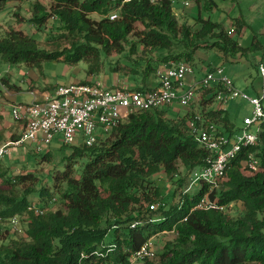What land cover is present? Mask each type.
I'll use <instances>...</instances> for the list:
<instances>
[{
	"label": "trees",
	"instance_id": "16d2710c",
	"mask_svg": "<svg viewBox=\"0 0 264 264\" xmlns=\"http://www.w3.org/2000/svg\"><path fill=\"white\" fill-rule=\"evenodd\" d=\"M16 1L32 8L31 21L39 27L53 19L59 34L56 41L67 44L45 49L33 35L12 28L0 34V64H24L42 71L47 61L75 65L84 60L88 73L95 74L104 58L115 53L127 58L121 68L132 80L143 73L145 86L136 89L149 90L150 76H157L165 63L186 62L203 70L196 56L202 49L231 63L264 52L258 35L246 48L210 18L198 17L200 28L180 23L174 0H133L122 6L116 20L109 17L111 0H49V8L41 0H0V12ZM206 1L207 7L215 5V0ZM138 23L144 28L138 29ZM141 50L148 54L143 59ZM260 62H252L259 75ZM7 77L2 78L4 84L15 88ZM221 89L201 91L198 112L205 125L233 138L241 126L232 121L229 110L207 108ZM193 113L171 116L163 108L138 111L93 146L63 144V166L53 169L48 178L35 172L12 173L0 158V217L10 222L20 216L26 222L24 236L12 235L0 242V264H80L82 253L98 264H130L135 251L163 232L175 237L165 243L158 260L146 259V264H264V123L259 142L243 147L228 163L218 187L195 183L199 190L192 194L188 189L192 172L205 165L210 153L188 125ZM19 137L16 133L11 138ZM52 153L44 152L41 159L51 163ZM251 154L259 159L258 171L248 167ZM162 174L170 183V199L157 182ZM206 195L227 209L241 203L243 211L234 217L220 209L196 208ZM55 204L58 209L52 207ZM153 204L156 209L150 208Z\"/></svg>",
	"mask_w": 264,
	"mask_h": 264
},
{
	"label": "built area",
	"instance_id": "2783aa9c",
	"mask_svg": "<svg viewBox=\"0 0 264 264\" xmlns=\"http://www.w3.org/2000/svg\"><path fill=\"white\" fill-rule=\"evenodd\" d=\"M131 1L133 0H111L113 10L109 15L110 19L116 20L122 6ZM195 70L194 66L186 62H168L158 69V85L149 90L86 81L61 85L42 98L35 95L30 102L15 103L11 117L15 122L24 123L22 134L17 140H10L0 147V157L12 154L11 147H28L36 142L38 149H41L42 143L50 145L56 138L66 145L80 143L93 146L110 136L114 128L133 113L179 103L188 108V111L196 107L188 125L199 145L210 152L205 165L192 172L191 183H209L212 187H218L225 178L228 163L243 147L259 142L261 124L264 123V87L257 96H250L235 85L223 66L208 70L202 78L188 84L186 77H195ZM259 70L264 78V63L259 65ZM2 77L0 71V84L7 90V86L1 81ZM218 86L222 89L218 91L214 104L218 103L226 108L230 102L241 99L253 106L252 115L243 119L242 128L233 138L213 125H205L202 114L198 112L200 92ZM248 167L253 171L260 170L259 159L251 154ZM32 208L36 206L33 205ZM150 208L156 209V205L153 204ZM196 208L227 210L226 206L218 204L208 195L201 199ZM36 211L43 212L39 208ZM18 223L17 217L11 218L14 228ZM135 225L136 223L132 226ZM154 255V243L151 239L132 254L131 260L135 262ZM81 256L80 264H98L96 259L89 260L90 257L85 253Z\"/></svg>",
	"mask_w": 264,
	"mask_h": 264
},
{
	"label": "rangeland",
	"instance_id": "374dc122",
	"mask_svg": "<svg viewBox=\"0 0 264 264\" xmlns=\"http://www.w3.org/2000/svg\"><path fill=\"white\" fill-rule=\"evenodd\" d=\"M41 1L44 4H46L47 7L49 8V0H41ZM174 1H175L174 4L175 12L177 13L180 23H184V22L192 23L194 21L193 12L198 14L197 15L198 17L200 15V17L202 18H211L214 21L215 20L220 21L218 18L219 14L220 16L223 17H226L227 14H230L235 21H240V22H237L236 26L233 27L232 23L228 21L226 24L224 23L225 26L228 28L230 27L235 28V30L238 29V31H241V27L243 25L241 24L242 22L240 20V16L242 15V12L238 10L239 7L244 12L242 18H244V20H247L250 24V27L247 29L248 34L250 33L252 34L253 32H263L264 30V6L262 5L264 0H235V2H232V0H216L217 6L215 7L212 6L207 7L206 0H203L202 3H200L199 7L197 6L195 0H174ZM254 1H256V3L253 6H251V4ZM32 17H33L32 8L29 9L28 4L26 2L24 3L18 1L12 2L9 8H6L4 11L0 12V34L3 35L11 31L12 28H20L23 29L25 32L33 35L37 39L39 45L41 47H44L45 49L50 50L56 47L57 48L62 47L67 44V42H63V40L58 42L56 41V38L58 37L59 34L55 30V27L52 25L51 20L53 19L48 20L45 25L39 27L38 23H34L31 21ZM91 18L99 19L100 16L91 15ZM137 27L138 29L144 28L143 25L139 23L137 24ZM196 28H199V25ZM237 37L239 36L237 35ZM202 52H204L207 56L209 55L211 56V52L207 51L206 49H202ZM156 54L154 53V55ZM139 55L143 59L148 54L145 53L144 50H141L139 52ZM216 56H219V53L212 54V61L217 60L218 62L217 64L222 65L223 56H220L218 58H216ZM118 57L119 55H116L115 53L105 57L103 60L102 68L100 69L99 72H96L95 74L88 73L89 65L84 60L80 61L75 65L67 64L62 60L47 61L43 64L42 71H39V69L37 68H28L24 64L14 65L7 62H1L0 71L4 73L8 71L9 66L11 67L12 73L9 74L10 76L6 74L8 78L12 81L10 85H14L17 90L16 100H18V102H25L30 98L31 87H34L37 90H41L45 87H49V88L54 87L55 89L56 87L61 85L78 83L85 80L91 81L93 83L101 82L108 86H111L114 80H118L121 83L124 79H128V74L125 73L124 68H121L126 64L127 58H125L123 55L120 56L121 58ZM251 60L252 58L250 56L249 59L245 57L241 58L240 62L238 63H233V62L231 63L228 61H224L223 63L225 69L230 73L229 76L239 84V87L241 86L244 87L245 89H247L246 82H248L251 79V75L253 76L257 75L256 69L252 65ZM117 66H119L118 69L115 68ZM140 70H142V67H140ZM208 70L205 71L201 70L199 73L202 76H204ZM188 76L186 77V80ZM130 77L132 78V76ZM135 77L138 78L135 80H131L130 85L126 87L134 89L138 87L140 83L141 84L143 83L142 82V79L144 77L143 73L136 75ZM156 79L157 76L151 75L149 79V83L153 84ZM107 81H109V84L107 83ZM0 87L3 88L1 84ZM47 93H49L48 90L39 96H44ZM237 101H241V100H237ZM225 107H226L225 109L229 110L232 121L237 123L238 125H241L243 123V119L246 116L252 115L253 112V106L247 101H242L241 104H239V102L235 104V101L230 102V104L226 105ZM168 108H172L171 105L163 107V110L167 115L170 114L171 116H173L171 112L168 113L167 111ZM207 108H209V106H207ZM212 108H221V106L220 104L215 103L214 105H212ZM6 109L12 111V107L10 106L7 107ZM193 110L196 109L192 108L190 111L193 112ZM186 112L187 110L185 109L181 111L182 114H186ZM22 124L23 123H14L12 126H17L20 129L23 126ZM62 145L63 143H61L60 140L56 138L52 141V143L49 146L48 145L45 146L44 144H41V149H38L37 143L34 142L31 144L32 149L28 148L27 151V149H24L25 145L20 146L19 148H14L12 154L8 155L9 157L8 156L4 157L1 160L6 166L12 167L11 170L12 173L18 174L22 172L23 173L35 172L37 174H41L43 176L42 178H44L47 177L53 169L56 168L61 169V167L63 166L62 151H61ZM48 150H50V152H53L51 163L49 162V160L44 161L43 158L41 159V156L44 154V152ZM18 155L20 156L22 155L21 157L22 161ZM157 182L161 186L163 191H166L165 196L170 199L171 198V195H169L171 193V190L169 188L170 183L168 179L165 177V175L163 174L160 175ZM188 187H189L188 188L189 192L192 194H195L199 190V186L197 184L191 183L189 184ZM52 207L58 209V204H55ZM226 211H228L234 217L238 216L243 211V205L241 203L232 204L230 208H228ZM17 217H18L17 219L19 221V225L18 228L16 229L11 225V220L10 222L8 220L0 221V242L8 241V239H10L12 235H18V236L25 235L24 230L26 228V222L24 220V217H20V216ZM111 237L112 234H109L106 237L105 242L108 243L109 240H111ZM174 237L175 234L173 232H163L156 235L153 238L154 250L156 254L149 260H153V261L158 260L159 253L163 250L165 243L167 241L173 240ZM132 264H146V260L137 261Z\"/></svg>",
	"mask_w": 264,
	"mask_h": 264
},
{
	"label": "crops",
	"instance_id": "0c3cea01",
	"mask_svg": "<svg viewBox=\"0 0 264 264\" xmlns=\"http://www.w3.org/2000/svg\"><path fill=\"white\" fill-rule=\"evenodd\" d=\"M196 1V3H197V6L199 7V5H200V3H202V1L203 0H195ZM232 2H235V0H232ZM256 3V1H254L252 4H251V6H253L254 4ZM262 5L264 6V2L262 3ZM215 6H217V3H216V0H215V5L213 6V7H215ZM234 7H235V5H234ZM238 10H240L241 12H242V15L240 16V20H241V24L243 25L242 27H241V31H238V29L237 30H235V28H228V27H226L225 26V24L228 22V21H230L231 23H232V26L234 27V26H236V24H237V22H240V21H235L234 20V18H232V16L230 15V14H227V16L226 17H223V16H220V14L218 15V18H219V20L220 21H218V20H215V22H219V23H221L227 30H231V31H233V35L234 36H239L238 37V39H239V42H240V44L242 45V46H244V47H249L251 44H252V40H253V37H254V35L256 34V35H258V38H259V40H260V42L264 45V30H263V32H253L252 34L250 33V34H248V32H247V29L250 27V24H249V22L247 21V20H244V18H242L243 17V11L238 7ZM198 14H196V13H194L193 12V18H194V21L192 22V23H188V24H191V25H194V27L196 28L198 25H199V28H200V23H198V22H195L198 18H196V17H198L197 16ZM199 18H202V17H200V15H199ZM211 19V18H210ZM212 20V19H211ZM234 20V21H233ZM212 21H214V20H212ZM225 23V24H224ZM210 51V50H209ZM211 52V56L209 55V56H207L204 52H202V50H200V51H197V53H196V56H197V58H199V59H201V61H202V67H203V71H205V70H210V69H214L215 67H219V66H223L224 67V65H223V60H222V65H220V64H217L218 62H217V60H215V61H212V54L213 53H215L214 51H210ZM218 57H220V55L219 56H216V58H218ZM251 58H252V60H251V62H253V61H256V62H260V61H264V52L262 51V50H259V51H257V52H255V53H253V54H251ZM214 60V59H213ZM218 60H220V59H218ZM240 62V61H239ZM262 62H260V63H262ZM227 71V70H226ZM200 71L198 70L197 71V69L195 70V77H193V76H191V75H189L188 76V78H187V83L189 84V83H192L195 79H200L201 77H203L200 73H199ZM228 72V71H227ZM10 73H12V69H11V67L9 66V68H8V71H6V72H4L3 73V75L4 76H7V75H9ZM7 74V75H6ZM228 74H230L229 72H228ZM256 74L257 75H255V76H253V75H251V79L248 81V82H246L247 83V89H245L244 87H239V84L234 80V82H235V84H236V86L239 88V89H241V90H243V91H245L246 93H248L250 96H257L261 91H262V89H263V87H264V78L261 76V75H259V73H257L256 72ZM10 76V75H9ZM8 78V77H7ZM33 79V78H32ZM8 80V82L9 83H11L12 81L8 78L7 79ZM131 77L130 76H128V79H124L121 83L118 81V80H114L113 82H112V84H111V86H119V87H126V86H129L130 85V82H131ZM88 81V80H87ZM107 83L109 84V81H107ZM145 86V84L144 83H140L139 85H138V87L139 86ZM146 85L150 88H154V87H156L157 85H158V78L154 81V83L153 84H150L149 82H147L146 83ZM54 88V87H53ZM53 88H49V87H45V88H43V89H41V90H37V89H35L34 87H31V94H30V98H29V100H27V101H25V102H18V100H16V98H17V90H16V88L15 89H9V88H7V90L6 89H3V88H1L0 87V131L3 133V139L0 141V146L3 144V143H5V142H8V141H10V140H12V136L13 135H15L16 133H20V131H21V129L22 128H18L17 126H12L14 123H16V122H14V120L12 119V117H11V110H8V109H6L7 107H12L13 108V105L15 104V103H27V102H30V101H32L34 98H35V95L36 96H38V98H42L43 96H39V95H41V94H43V93H45V91H51ZM137 88V87H136ZM135 89V88H134ZM6 90V91H5ZM238 100H241V99H238ZM14 101H16V102H14ZM243 100H241V101H237V100H235V104L237 103V102H239V104H241V102H242ZM234 102V101H233ZM171 107L172 108H168V113H172V115L173 116H175V115H177V114H182L181 113V111L183 110V109H185V110H189L188 108H184V107H182L179 103H174L173 105H171ZM209 107H211L212 108V106H209ZM195 109H196V107H195ZM181 110V111H180ZM197 110V109H196ZM170 115V114H169ZM12 126V127H11ZM241 127L240 128H242V126H243V123L240 125ZM12 129H11V128ZM19 129V130H18ZM18 130V131H17ZM6 137H8V138H6ZM2 143V144H1ZM17 148H19V147H17ZM19 157H20V159H21V157H22V155L20 156V155H18ZM21 161H22V159H21Z\"/></svg>",
	"mask_w": 264,
	"mask_h": 264
},
{
	"label": "clouds",
	"instance_id": "9594fccd",
	"mask_svg": "<svg viewBox=\"0 0 264 264\" xmlns=\"http://www.w3.org/2000/svg\"><path fill=\"white\" fill-rule=\"evenodd\" d=\"M156 1H157V0H156ZM232 33H233V32H232ZM224 68H225V67H224ZM2 74H3V73H2ZM3 77H4V75H3ZM3 77H2V78H3ZM1 81H2V80H1ZM2 82H3V81H2ZM3 83H4V82H3ZM234 83H235V82H234ZM235 85H236V84H235ZM6 86H7V85H6ZM7 88H8V87H7ZM53 89H54V88H53ZM14 122H15V121H14ZM16 123H19V122H16ZM21 128H22V127H21ZM19 134H20V136H21L22 131H20ZM19 138H20V137H19ZM15 140H17V139H15ZM15 140H11V141H15ZM5 143H7V142H5ZM5 143H4V144H5ZM31 144H32V143H31ZM31 144H30L28 147L25 146L24 149H27V151H28V148H29V149H32V148H31ZM2 145H3V144H2ZM2 145H1V146H2ZM1 146H0V147H1ZM21 146H23V145H21ZM17 147H20V146H14V147H11V148H12V152H13V149H14V148H17ZM7 156H8V155H7ZM7 156H5V157H7ZM8 157H9V156H8ZM0 158H1V157H0ZM2 158H4V157H2ZM40 210H41V209H40ZM42 211H43V210H42ZM14 217H17V216H14ZM0 218H1V217H0ZM12 218H13V217H12ZM17 218H18V217H17ZM10 220H11V219H10ZM0 221H2V219H1ZM11 225H12V224H11ZM18 225H19V223H18ZM18 225H17L16 228H18ZM12 226H13V225H12ZM16 228H15V229H16ZM154 237H155V236H154ZM154 237L151 238L152 241H153V238H154ZM151 239H150V240H151ZM147 242H148V241H147ZM140 248H141V247H140ZM98 253H100V252H96L95 255H98ZM100 254H102V253H100ZM155 254H156V252H155ZM81 255H82V254H81ZM86 255H87V254H86ZM102 255H103V254H102ZM98 256H100V255H98ZM131 256H132V255H131ZM154 256H155V255H154ZM81 257H82V256H81ZM90 258H91V257H90ZM150 258H152V257H150ZM150 258L148 257V258H145V259H143V260L150 259ZM139 261H142V260H139ZM135 262H137V261H135ZM132 263H134V262L131 260V257H130V264H132ZM114 264H115V263H114Z\"/></svg>",
	"mask_w": 264,
	"mask_h": 264
}]
</instances>
